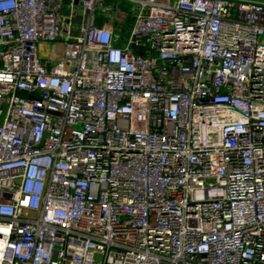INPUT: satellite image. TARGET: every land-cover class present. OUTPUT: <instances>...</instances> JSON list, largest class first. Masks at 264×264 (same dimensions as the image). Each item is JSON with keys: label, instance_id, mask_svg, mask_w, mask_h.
<instances>
[{"label": "built area", "instance_id": "obj_1", "mask_svg": "<svg viewBox=\"0 0 264 264\" xmlns=\"http://www.w3.org/2000/svg\"><path fill=\"white\" fill-rule=\"evenodd\" d=\"M125 1L0 0V264H264V1Z\"/></svg>", "mask_w": 264, "mask_h": 264}, {"label": "rangeland", "instance_id": "obj_2", "mask_svg": "<svg viewBox=\"0 0 264 264\" xmlns=\"http://www.w3.org/2000/svg\"><path fill=\"white\" fill-rule=\"evenodd\" d=\"M103 6H113L116 3V9L106 12L97 11L96 22L102 23L108 21L114 28L117 37H125L133 19L131 4L125 0H103Z\"/></svg>", "mask_w": 264, "mask_h": 264}, {"label": "bare ground", "instance_id": "obj_3", "mask_svg": "<svg viewBox=\"0 0 264 264\" xmlns=\"http://www.w3.org/2000/svg\"><path fill=\"white\" fill-rule=\"evenodd\" d=\"M41 54L45 55V56H49V52L48 50L46 49V47L42 46L41 48Z\"/></svg>", "mask_w": 264, "mask_h": 264}, {"label": "crops", "instance_id": "obj_4", "mask_svg": "<svg viewBox=\"0 0 264 264\" xmlns=\"http://www.w3.org/2000/svg\"><path fill=\"white\" fill-rule=\"evenodd\" d=\"M260 1H264V0H260Z\"/></svg>", "mask_w": 264, "mask_h": 264}]
</instances>
